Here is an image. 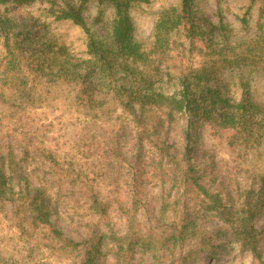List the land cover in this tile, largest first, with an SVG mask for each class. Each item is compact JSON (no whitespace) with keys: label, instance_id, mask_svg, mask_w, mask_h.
I'll list each match as a JSON object with an SVG mask.
<instances>
[{"label":"rangeland","instance_id":"1","mask_svg":"<svg viewBox=\"0 0 264 264\" xmlns=\"http://www.w3.org/2000/svg\"><path fill=\"white\" fill-rule=\"evenodd\" d=\"M192 1L193 34L187 23L157 54H150L156 22L181 0L130 9L133 39L149 54L141 69L155 75L156 92L174 91L183 71L218 55L240 53L258 64L221 73L216 87L228 115L202 114L191 155L187 119L161 100L122 95L117 85L130 86L123 72L130 61L114 54V75L86 81L92 56L80 25L49 15L41 1L0 4V19L18 28L8 27L32 31L22 36L29 51L9 50L0 33V264H85L93 249L74 250L62 239L100 234L106 237L92 264H117L119 239L133 234L147 245L124 253L133 264H181L184 256L188 264H264V110L240 116L234 108L245 86L264 108V50L254 44L264 37V0ZM81 11L97 40L111 43L114 8L92 0ZM226 205L234 210L222 212ZM258 208L253 247L245 233ZM185 229L183 247L166 242Z\"/></svg>","mask_w":264,"mask_h":264},{"label":"trees","instance_id":"2","mask_svg":"<svg viewBox=\"0 0 264 264\" xmlns=\"http://www.w3.org/2000/svg\"><path fill=\"white\" fill-rule=\"evenodd\" d=\"M36 1H41L43 4H47L46 10L49 15L55 16L58 20H72L76 24L80 25L86 35H87V47L88 52L92 56V59L88 61L86 72L82 74L86 81H100L104 77L105 73L109 72L114 75V68L116 66V59L114 54L121 56L125 61H130L132 66L125 65L124 71L125 77H127L128 84L118 83L122 95L126 98H131L140 102H146L147 104H157L159 100L163 104L168 106L170 112L177 115L180 118L187 119V127L185 129V153L191 155L193 152L194 138H195V126L198 119L202 118V114H212V112L217 111L219 116H227L228 103L223 97V87H216L221 83V73L229 69H236L241 65L250 66L257 65L258 61L256 57L251 59L243 54L237 53L228 59V56L218 55L209 61H205L199 64L198 67L190 68L187 71H183L178 78V85L174 91L163 94L154 88L153 78L155 75L148 73L141 69L144 68L148 61V53L142 51L140 44L136 43L133 39V24L130 16L131 7L138 2H143L146 0H97L102 4H110L114 8V17L110 25L111 30V43H104L95 37L92 29L88 26L81 7L92 1V0H78L81 5L76 6L71 0H0V4H12V5H31ZM255 1V0H251ZM193 1L192 0H181L180 7H172L161 13L159 19L156 22V27L153 35L154 49L150 54H157L158 52H164V48L170 42V37L178 30L183 27H187L186 24H191L189 28V34H193L194 25V12H193ZM14 25L12 19L1 18L0 19V33L7 35L6 47L10 48L14 44L21 51H29L30 45H26L25 38L23 35H30L32 31L24 25L18 30L14 31L13 27H8ZM188 28V27H187ZM13 35V36H12ZM25 35V36H26ZM257 44V48L263 54L264 50V37H258L254 41ZM253 50V49H252ZM230 56V54H228ZM201 90V93L197 94L196 89ZM220 107V108H218ZM240 116H244L248 113H262L264 108L258 105L253 97L252 92L248 86H245L243 92V98L239 103L234 105ZM264 192V191H263ZM264 195V193H262ZM132 196L134 197L135 203L139 202V192L138 185L135 184L133 187ZM212 210L216 211L219 209L218 205L211 207ZM227 210L228 212L234 209L226 205L222 208V212ZM251 215L248 217L250 231L245 233L248 238H254L251 243L253 247L257 244L259 232L252 225L253 219H255L261 210L251 211ZM185 227V226H184ZM178 228V227H177ZM56 233L59 231L53 229ZM105 234H100L97 237H90L83 242L76 243L74 241H65L68 246H72L74 250H83L86 248L93 249L86 259L85 264H92L96 256L102 251V246L104 244ZM188 231L181 230L175 231L172 234L166 236V242L168 240L172 241L170 243L179 244L183 247L187 243ZM120 238L119 249L116 252L115 257L117 258V264H133L130 259H127L126 254L133 253L137 246L146 247V243L140 234H133L129 236L128 240ZM153 242L150 241L149 246H152ZM250 245V244H249ZM248 245V246H249ZM124 248H127L124 250ZM217 257V255L215 256ZM192 262V259L188 260L186 256L182 257L181 264H188Z\"/></svg>","mask_w":264,"mask_h":264}]
</instances>
